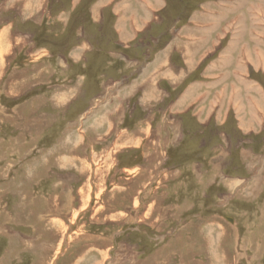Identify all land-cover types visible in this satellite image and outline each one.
Returning a JSON list of instances; mask_svg holds the SVG:
<instances>
[{"label": "rangeland", "instance_id": "obj_1", "mask_svg": "<svg viewBox=\"0 0 264 264\" xmlns=\"http://www.w3.org/2000/svg\"><path fill=\"white\" fill-rule=\"evenodd\" d=\"M222 1L0 0V264H264V26Z\"/></svg>", "mask_w": 264, "mask_h": 264}, {"label": "crops", "instance_id": "obj_2", "mask_svg": "<svg viewBox=\"0 0 264 264\" xmlns=\"http://www.w3.org/2000/svg\"><path fill=\"white\" fill-rule=\"evenodd\" d=\"M222 3H223V1H222ZM224 3L229 4L230 6L232 5L234 11H235L236 7L239 8L240 4H242V7L246 8V10H247L246 13H249L248 15H251V17L254 18L253 20H255V21L259 20V22H261L262 26H264V0H225ZM221 20L224 21V18L223 17L222 18L221 17L213 18L212 19L213 22L211 23L212 27L208 28V26H206V23L208 22L207 18L204 17V20L199 19V21L197 22V23H199V26H205L207 28H200L199 27L197 32H201L203 34H207V37H209L208 34H210V32L212 33L213 30L214 31H218L216 33L215 32L212 33V35L214 33L216 35H218V38L216 39V41H217L216 45H219V43H222L221 42L222 39L225 38L226 36L227 37L231 36V38H232L234 36H239L240 37L242 35V31L244 30V28H242L241 24H239L240 23V19L238 17H234L228 23L221 22ZM257 29L260 30V31H263V33H259L258 32V34H261V35L263 34L261 37H264L263 28L257 27ZM194 34H196V33H194ZM196 35H198V33ZM192 37H194V36H192ZM258 42H259L258 45H261V47L257 46L258 49L255 48L252 51L249 50V55H246L247 56L246 57L247 63L245 64L246 66H244L245 67L244 71L246 72V74L248 73L247 69L248 70L250 69L251 75H255V74L259 75V73H260L258 71L259 69L262 71V73H264V40L260 41L258 39ZM188 46H191V44H188ZM212 47H214V46H212ZM200 49H201V47L199 48V50ZM223 49H224L223 52L220 53V57H218L215 60V62L213 63V65L211 66L210 69H214V68L216 69L217 67H219L220 69H224L225 67L231 66L230 65L231 63H233L237 68H241L240 62H238V61H236L234 59L233 60H234L235 63H237V65L232 60H231V62H229L230 60L228 59V55H227V54H230L229 52L232 53L234 50H236V45L235 44H232V45L228 44L226 47L223 46ZM197 53L198 52L192 53L191 57H194V55H197ZM245 54H247V53L244 51V55ZM226 55H227V57H226ZM243 56H242V59H243ZM253 69H255V72H254ZM241 73H242V71H241ZM180 75H178L179 78L182 77V74H180ZM231 76H234V75L231 74V72H230V75H229L228 78L231 79ZM206 77L209 78V76H206ZM239 80H240L239 83H243L244 84V82H242L241 79H239ZM213 82L217 83L216 81H213ZM258 86L259 85H256L254 87L258 88ZM261 103H263V101H261ZM263 106H264V103H263ZM256 110H257V112H260L262 114L264 112V109L261 110V109H259V107H257Z\"/></svg>", "mask_w": 264, "mask_h": 264}, {"label": "bare ground", "instance_id": "obj_3", "mask_svg": "<svg viewBox=\"0 0 264 264\" xmlns=\"http://www.w3.org/2000/svg\"><path fill=\"white\" fill-rule=\"evenodd\" d=\"M222 1V0H221ZM85 5V4H84ZM75 6V5H74ZM177 9V8H176ZM233 12V11H232ZM84 18V17H83ZM75 23V22H74ZM149 24V23H148ZM82 31V30H81ZM233 36V35H232ZM186 38V37H185ZM78 39V38H77ZM100 51V50H99ZM188 51V50H187ZM118 54V53H117ZM147 65V64H146ZM216 65V64H215ZM220 65V64H219ZM219 68V67H218ZM154 70V69H153ZM181 76V75H180ZM140 90V89H139ZM156 90V89H155ZM153 93V92H152ZM156 93V92H155ZM134 95V94H133ZM135 98V97H134ZM198 98V97H197ZM189 108V107H188ZM241 112V111H240ZM133 117V116H132ZM114 122V121H113ZM200 122V121H199ZM205 123V122H204ZM133 142V141H132ZM254 196V195H253ZM229 222L232 223V220L229 219Z\"/></svg>", "mask_w": 264, "mask_h": 264}, {"label": "water", "instance_id": "obj_4", "mask_svg": "<svg viewBox=\"0 0 264 264\" xmlns=\"http://www.w3.org/2000/svg\"><path fill=\"white\" fill-rule=\"evenodd\" d=\"M227 221H229V220H227Z\"/></svg>", "mask_w": 264, "mask_h": 264}]
</instances>
